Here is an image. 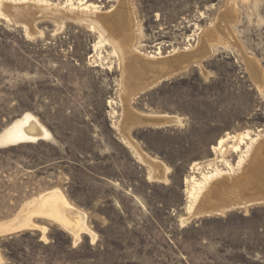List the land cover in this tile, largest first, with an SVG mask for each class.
Returning a JSON list of instances; mask_svg holds the SVG:
<instances>
[{
	"label": "rangeland",
	"instance_id": "374dc122",
	"mask_svg": "<svg viewBox=\"0 0 264 264\" xmlns=\"http://www.w3.org/2000/svg\"><path fill=\"white\" fill-rule=\"evenodd\" d=\"M121 2L130 18L123 35L138 53L173 57L196 50L205 35L209 53L125 98L123 66L88 23L36 12L26 32L0 16V131L30 113L52 135L0 150V221L59 189L91 232L74 242L36 219L45 234L0 239V264H264V206L190 217L185 183L214 169L230 174L212 184L232 183L239 159L264 139V0H83L104 15ZM246 58L257 63L261 88ZM126 108L178 124L126 125ZM244 134L255 139L249 151Z\"/></svg>",
	"mask_w": 264,
	"mask_h": 264
},
{
	"label": "bare ground",
	"instance_id": "6f19581e",
	"mask_svg": "<svg viewBox=\"0 0 264 264\" xmlns=\"http://www.w3.org/2000/svg\"><path fill=\"white\" fill-rule=\"evenodd\" d=\"M71 2L72 0H66L65 5H59L58 3H51L50 1L46 0H0V16L6 19V21H15L22 24L24 29H26V32L29 28V24H27L26 21L31 20L32 18L40 17H35L36 12L39 14L42 13L43 17L47 18H58L60 20L71 19L88 23L90 26L89 28L93 30L97 29L100 34H102L107 39L108 43L113 48V52L116 53V56L119 58L120 64L123 66L122 74L124 80L123 88L125 98L128 96V94H131L130 97H133L139 91L153 84L156 78H159L165 73L174 72L177 67L181 68V66H186L188 62H196L203 55L208 54L210 51V42L207 39L208 36L205 35L201 38L199 47L194 51L179 53V55L176 54L173 57L168 58L153 59L138 53L131 45L130 36L123 35L122 27L124 28L127 26L130 21L127 4L125 2H121L114 13L110 15H104L105 13L98 14V11H96V5L91 3H83V0H78L79 5L84 6L82 9L71 6L66 7L67 4L72 5ZM3 8L4 11L2 10ZM230 17L231 16L229 12L223 13L222 15L223 20H226L227 18L231 19ZM116 34L119 36L117 37ZM98 44L95 45V49L99 46ZM245 60L248 64L254 81L256 82L257 86L261 88L263 85V79L257 63L249 58H246ZM111 103L113 102L111 101ZM149 115L140 114V116H137L126 108L124 123L128 125L129 121H131L133 126L136 127L142 126V123H144L145 120L151 119L169 120L171 124H178V118H170L166 115ZM163 126L166 125L162 124L158 125L157 127L159 128ZM240 138V143H243L245 138L249 140V144H246V151H249V145H251L255 139L250 138L248 134L241 135ZM51 139L52 135L50 131L46 129L35 116L30 113H24L21 117L15 119L0 131V150L17 147L20 145L36 144L41 141L46 142ZM122 139L123 142L130 147L129 142L127 143L124 138ZM229 139V136H227L226 138L219 140L217 146L213 147L212 150L218 152L222 149L223 144ZM235 148L239 149V145H237ZM253 148L250 151L251 153ZM132 155L134 157L133 153ZM139 159L140 158L138 157V161ZM247 161L248 159L245 161L242 158L239 159L237 166L240 170L244 168V165L247 163ZM151 167L155 170L160 168L155 163L151 164ZM256 169L257 167H255L253 170L255 171ZM227 174L230 173H223L218 169H214L211 173H201L198 179L192 176L185 180V183L189 184V186L186 188V194L188 197L187 212L190 217L202 215L196 211L197 207L201 204V202L209 201L211 199L210 192L212 190H216V192L217 190H220L219 187H213L215 184H212V182L224 177ZM152 177L156 179L160 178L159 174L156 176L153 175ZM198 203L199 205L197 206ZM244 209H246V207H244ZM220 214H225V210H222ZM36 219H46L57 224L72 236L74 242L79 241L82 234H91L86 222V215L79 209L75 208L67 200L62 191L59 189H52L40 194L37 198L26 202L12 217L0 221V239L28 230H38L42 233V235H44L46 228L44 226L37 225V223H35ZM2 262L3 259L0 256V263Z\"/></svg>",
	"mask_w": 264,
	"mask_h": 264
},
{
	"label": "water",
	"instance_id": "95a60500",
	"mask_svg": "<svg viewBox=\"0 0 264 264\" xmlns=\"http://www.w3.org/2000/svg\"><path fill=\"white\" fill-rule=\"evenodd\" d=\"M162 124L166 125L163 127L173 125L169 120L149 119L145 120L142 126L155 128ZM254 166L257 167L255 171ZM213 187H219L220 190H212L211 199L201 202L197 207L196 211L202 214L200 216L221 215L222 210L227 213L244 207L264 206V139L254 146L242 173L235 177L232 183L215 184Z\"/></svg>",
	"mask_w": 264,
	"mask_h": 264
}]
</instances>
